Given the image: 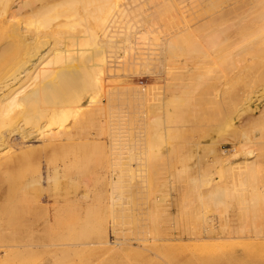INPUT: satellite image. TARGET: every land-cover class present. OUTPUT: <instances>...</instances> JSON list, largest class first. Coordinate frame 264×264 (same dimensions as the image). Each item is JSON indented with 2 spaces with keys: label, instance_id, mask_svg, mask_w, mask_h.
I'll return each instance as SVG.
<instances>
[{
  "label": "rangeland",
  "instance_id": "1",
  "mask_svg": "<svg viewBox=\"0 0 264 264\" xmlns=\"http://www.w3.org/2000/svg\"><path fill=\"white\" fill-rule=\"evenodd\" d=\"M167 1L146 0L145 3L139 6L143 7L141 10L135 11L132 14L125 16V20L120 24V43L118 44L119 48H117L119 57L116 56L119 59V63L117 62L116 57L110 59H113V61L117 62L118 68H116L111 73H116V75L118 76L116 78H106V81L108 82V84H110L109 82L112 79H116V84H118L121 88L128 86V88L130 89H125L123 92L119 91V93H117L113 99V104L110 106H106V109L103 112L104 114H102L103 118L100 117V123L102 122L100 125V127L102 128L100 129L102 131L101 133L103 147L100 150H95L93 148L94 146L91 145L93 147L89 146V149L84 148L86 151L84 150L83 152L82 150L83 154L81 155V150H76L77 148L74 149L73 146H66L65 148H63L66 149L63 152L62 147L47 149L45 148V144L43 145V143H37L33 145L36 147H33L34 152L32 151L28 153L27 156L24 155V160L23 162H19L20 165L17 164L18 167L17 165L9 168L6 167V170L4 169V172L0 171V245L14 243V241L17 242L18 240L28 236V234L32 231L36 232L38 237H35L39 238L38 240L41 244L47 245L48 243L47 247L41 246L42 248L40 247L35 252L30 253H25V249H23V253L22 249L14 248L11 250L10 258L8 257L7 260L1 262L0 264H242V261H244L243 253L245 252V247L243 245V242L241 240L229 239L232 236L237 235V230L240 229L242 225H244L245 215L242 212L243 210H237V208H239V204L230 201L231 208L227 209L228 212L227 214H225L224 210L226 206H221L220 209H217L214 198L212 196L218 191H227L228 189V191H230V194H233V192L235 193L236 189L240 188L234 181L232 172H230L229 168H227L230 166H228L227 160L225 158L228 157L227 159H229V157H231L229 155H232V151L234 149L232 143L236 140V138L238 139L242 132L245 130V128L243 129V127L249 125L250 122H252L249 120L250 117L247 116L245 117L246 120L245 118L240 120L244 121V126L242 122L238 121L236 123V128L242 130V132L238 129H235L238 132L233 130L235 132L234 133L233 131H231L232 129H229L228 120L230 118L229 115L231 114L232 94L229 90L228 93L226 89L229 88L225 87H227L226 83L230 74L229 70L231 68V65L229 64L230 62H228V59L225 60V56L220 55V52L222 50V54L226 55L225 53H227V51H229L230 47L232 46L231 42L220 43L215 38L214 41L216 40L217 43L219 42L218 44H216L215 42L212 43L213 45L208 44L206 46V44L204 43L203 46H205L206 48H202L201 46L196 44L194 48L196 51L192 50L194 47L193 44L195 43L191 42L190 45L192 49L190 48V46L188 48L189 50L191 49L192 52L188 51V53L191 55L194 53L193 55H195V57H192L197 59V62H199V58L197 57L201 54H204V56L207 55V57L205 58H208L209 56V60L207 59V61L205 58L202 60L200 59L199 64L204 61L201 63L203 67L198 66L196 70H193L192 67L194 65V62L192 60L191 63L186 59L184 60V58H180L181 62L184 60L188 63H191H183L184 66H187L186 71L189 70V74L186 71H182L185 70L184 66L183 68H181L183 64L179 67L178 65H175L176 61H174L173 66H175V68L177 67V70L174 71V78H176L177 80L175 81V83L177 82L176 85L181 83L182 81H186L188 77L190 78L188 80L193 79V82L196 83V75L204 78L203 85L199 87L201 88L199 89V91L197 89V93L196 90L194 92L191 91V93L187 92V96H183L184 98L187 97L186 100L182 97V100L179 101V104L177 105L179 109H177V112H175L173 114L174 116H172L174 117V123H169V125L173 124L178 125L179 128L182 127V130L165 133L168 137H166L165 134H162V139H158L160 140V142L158 143V141L152 140L154 142L150 146H146V144L147 142L148 144L151 143H149V141H151V138H146L143 142H141L140 148L137 147L134 151L132 149V152L131 150H126V148L128 147H125L124 151L123 149L120 150L121 145L119 144L128 142L131 132L134 131L135 128L141 126V121L143 120H141V118L139 117L140 113L147 110L145 101H140L138 95H140V92L150 87L152 89H157L163 95L164 93L166 94L167 70L169 67V63L165 61L163 62L164 64L161 62H157L158 64L155 63L157 67H154V65H145L143 68H141L139 65L131 63V60L127 59V57L129 55H137V52H145L142 49L147 46L143 45L142 43L148 42L144 39L146 36V32L150 34V38L156 37V39H159L161 41L165 36L164 34L169 31L168 29L172 28L171 22L173 27L176 25H181L180 27H182V21H186V19L188 18V22L190 21L189 23L192 22L193 24V21L196 22L195 19H197V13L199 12L201 5L205 6L207 4V7L209 5H212V9L210 8L211 10L209 8H206L208 12H211L227 0H216L218 3L217 5L215 4L216 1L214 2V0H208L209 2H206V0H201L202 2L200 0H175V2L171 0ZM124 2L125 0H119V6H121V4H123ZM141 2L142 0H138V3ZM147 5H156L157 7H155V13L149 20L150 23L145 25L141 21L143 20L144 16L151 13V11H146L147 8L145 6ZM196 7H198V9ZM183 9L184 12H182ZM190 9H195L193 10L194 12H196L195 15L193 14V11H190ZM183 13L185 15H183ZM190 13L191 16L189 15ZM188 15L190 16V18ZM180 18L181 21H179ZM214 22L215 21L211 23L212 25H208L210 26L209 29L208 26L206 27L207 29H203V32L208 33V30H210L211 27H213V31H215V29H218V27H220V24H222L221 21H219L217 24L216 22ZM169 24L171 27L167 26ZM215 24L217 28H215ZM136 31L141 32L137 34L136 37L141 43V45H139L138 47L142 49L130 50L128 48L129 43L124 41L125 33ZM261 36H263V34H261ZM193 37H191L187 42L182 40V42L180 43L184 44L186 42L184 45L186 46L187 44L188 46V43H190V41L195 42L192 39ZM208 48L210 50L209 52L206 51L208 50ZM214 49H218L217 52L220 53H218L219 56ZM130 52L135 53L131 54ZM214 52L216 53L215 55L213 54ZM262 53L260 52L259 54ZM196 54L198 56H196ZM212 55L214 56L213 58ZM221 56L222 58H220ZM258 56H260V58L262 59L264 57V54ZM260 58L257 62L259 64ZM195 59L194 61H196ZM223 59L224 61H221ZM211 61H213V64ZM219 61L221 63H219ZM138 62H140V60ZM254 62L256 63V61ZM215 63H217L218 65ZM257 63L252 65L260 66ZM204 66L208 70H206ZM153 67L156 69H154ZM189 67H191L192 70ZM208 67H214V70L211 71H214L215 73H212ZM200 68H204V71ZM227 68L228 70H226ZM256 69H258L257 66ZM193 71H197L196 73L194 72V75L196 74L195 76L192 74ZM206 71L209 75L211 74V77L209 75L207 76ZM184 74H186V76H183ZM226 75H228L227 78ZM249 75L250 74H248L247 77L245 76V78H243L242 83L244 81L247 82V78H252V76ZM215 78L217 79L215 80ZM208 79L212 81L210 82ZM239 83L235 84L236 86L233 90L238 91L242 88L241 82ZM206 85H208L209 87ZM224 92H227L226 95ZM104 98L105 97L102 98V101L103 103L105 102V104H107V99ZM205 98H207V100ZM216 98L218 100H216ZM183 103L187 104L182 105ZM192 103L195 105L193 106ZM182 106L187 107H185L184 110ZM194 108L195 110L192 111L191 109ZM186 109L189 111H186ZM69 113L72 114L71 111H69ZM73 115L74 114H72L71 117V115L69 114L68 117L71 118L72 121L71 122L69 119L68 120L70 122L67 121L68 130L71 132H69L68 135L71 134L69 137L76 139V132H72V130L75 131V129H73V127L69 128L73 125L75 126V124H72L75 123V121L73 120V117L75 118V116ZM259 115L260 114L256 112H254V114L252 115L250 114L252 120H254L255 117V119H257ZM211 116L213 119L211 118ZM89 117H79L77 119L75 118V120H77L78 122H76V125H81L79 127L75 126V128L77 127L76 131L81 127L77 132L79 138L82 135V137H85L88 132L91 134H95L97 132V130H95V125L100 123H97V120H93L92 117V119L90 120ZM92 121H94L95 125ZM138 123L140 124L138 125ZM238 123H241L242 126L239 124V127H237ZM193 125L198 126L199 132L196 131L197 133L194 132L193 134V131H190L191 126V129H193ZM213 126L216 130L214 129L212 131V128H214ZM217 126L218 129L222 131H218ZM57 127L58 126L54 125V130L57 129ZM115 130L117 131V134L113 135L112 132ZM80 131L82 133H85L78 134L80 133ZM240 132L241 134L239 135ZM89 133L87 134V136L91 135ZM173 133L178 134L175 135ZM205 133L208 136H206ZM216 133L218 134V136ZM73 135L74 137H72ZM142 135L146 136L145 134ZM170 135L175 136L171 137ZM113 137H115L114 141H112ZM200 140H202V142H200ZM113 142H115V144L117 145L116 147L112 145ZM155 142H157L158 144L156 145ZM193 142L198 144L200 142V144L203 145H201L203 150L202 148H198L199 151L196 150V145L198 144H194ZM174 144L177 146H174ZM70 147H72V151L69 150ZM172 148H174V151H180H178V153L177 151L174 152ZM73 149L75 150V152ZM164 149L165 151H163ZM76 151H78V153ZM97 151H99V153H97ZM138 151L140 152L138 153ZM72 152L75 153L76 158H78L79 156V161L73 158L74 155L72 154L74 153ZM70 153H72L71 158ZM41 154L43 158H41ZM43 154H45V156ZM67 154L69 155V159L67 158ZM124 156L128 157L130 161L133 160V158L134 160L131 161L132 163L130 161L128 163L129 159ZM161 156H164L165 160L164 157L163 159L160 158ZM80 157H82L83 161ZM71 159H74L76 163H80V166H62V161L64 162L66 160L65 162H67ZM126 159L128 160L126 161ZM136 160L138 161L135 162ZM221 160H223V162H226L227 165ZM81 161L83 162V165ZM242 161L243 160H241L240 162ZM86 162L87 164H85ZM174 162L176 163L174 164ZM215 162H222L223 164H217ZM218 165H220V168ZM135 167L138 168V170ZM138 173L141 175H139ZM230 181H234L232 182V185ZM138 183L143 185H139ZM234 183H236V186L234 185ZM234 186L235 191L233 189ZM158 190H160V192ZM114 197L116 199L113 202ZM235 198V201H237V197ZM160 199L162 202L160 201ZM232 200H234L233 196ZM236 205H238V207ZM155 207L158 208V210ZM159 208L161 209L159 210ZM161 213H163L164 215ZM204 215L210 217L212 216L213 218L216 215L221 217L218 221V217L216 216L214 218V220H216L214 221V224L216 225L219 232L223 234L224 238L227 237L226 239L220 242L210 240H189L187 242L188 239H186L184 242H182V244L181 242L177 241L179 244L174 243L176 245L173 246H167L169 242L164 243L160 241L161 239H166L170 236L178 237L179 234H181V232L185 230V228L186 231L190 227L191 228L189 230H193L194 228H196V225L199 224L198 221H200L204 217ZM167 218H169V222ZM46 221L48 223L50 222L51 224L47 226L48 223ZM45 223H47L46 226ZM201 223L202 221L200 222V224ZM106 231L113 232L111 235V241L115 242L117 238H121L125 241L132 242L134 246L131 250H126L127 252H124L123 254L115 251L117 249L115 246L114 249H111L112 251H109V248L107 249L106 247L102 248V246H85L84 248L80 247L77 253L75 250V253H73L68 252V250L65 249L68 248L69 244H80V241H82V243H86L87 241L91 242V240H96ZM44 241L47 243H45ZM141 243L142 246H145V244L151 245H146L145 248H138V245ZM153 243L156 246L151 247ZM6 255L5 252L0 251L1 258H4ZM236 255H238L236 261L233 260L234 262H231L232 257ZM192 258H194V260L189 261L192 260ZM241 258H243V260ZM239 259L240 261H238ZM186 261H188V263Z\"/></svg>",
  "mask_w": 264,
  "mask_h": 264
},
{
  "label": "bare ground",
  "instance_id": "2",
  "mask_svg": "<svg viewBox=\"0 0 264 264\" xmlns=\"http://www.w3.org/2000/svg\"><path fill=\"white\" fill-rule=\"evenodd\" d=\"M145 1L146 0H142L141 3H138V0H125V2L121 4V6H119V0H0V171L1 172H4V169L6 170V167L7 168L14 167L17 164L20 165L19 162H23L24 160L23 156L24 155L27 156L28 153L32 152L33 147H35L33 145L37 143H41V144L43 143V145L45 144V148L47 149L48 148L53 149L59 147L60 148L62 147L63 149L66 146H73L74 149L77 148L76 150L78 149L79 151L81 150V155L83 154L82 150L84 152L85 150L84 148L89 149L88 147L91 145L94 146L91 147H93L95 150H100L103 147L102 133H101L102 131L100 129L102 128L100 127L102 122L100 123V117L103 118L102 114H104L103 112L105 111L106 106H110L113 104V99L115 95L119 93V91L123 92L125 89L128 90L130 89L128 88V86L121 88L118 84H116L115 81L116 79H112L109 82L110 84H108V82L106 81V78H116L118 76L116 75V73H111V72L114 71L116 68H118L117 62L119 59L117 57H119L118 55L119 52H117V48H119L118 44L120 43L119 41L120 24L123 23V21L125 20V16L132 14L135 11L141 10L143 7H139V6L145 3ZM171 1L175 2V0H171ZM207 1L208 0H206V2ZM215 1L216 0H214V2ZM217 1L215 3L216 5L218 4ZM205 6L201 5L199 12L197 13V17H196L197 19H195L196 22L193 21V24L192 22L189 23L190 22V21L188 22L189 19L188 18L186 19L183 16L185 15L184 13L182 16L186 19V21H182L183 22L182 27H180L181 25L180 26L176 25L173 27L172 22L170 20L172 28L168 29L169 31H167V33L164 34L165 36L162 38L161 41L159 39H156V37L150 38V34L146 32L145 33L146 36L144 39L145 41L148 42L142 43L143 45L147 46L143 49L138 47L139 45H141V43L138 41V38L136 37L137 34L141 33L140 31L125 33L124 41L129 43L128 48L130 50L142 49L145 51L143 53L137 52V55L136 54L132 56L129 55L128 56L129 58L127 57V59L131 60V63L139 65L141 68H143L145 65H154L155 67L156 64L160 62L163 63L166 61L169 63L168 64L169 67L167 70L166 94L164 93L163 95L157 89H152L150 87L151 89L150 88L145 89L142 92H140V95H138L140 101H145L147 110L140 113L139 117L141 118V120H143L141 121V126L135 128L134 131L131 132L130 139L128 140V142L119 144L121 145L120 150L123 149L124 151L125 147H128L126 148V150H131L132 152V149L134 151L137 147L140 148L141 142H143L146 138L147 139L151 138V141H149V143L150 142L151 143L148 144L147 142L146 144V146L147 145L150 146L155 140L158 141L159 143L160 140L158 139L159 138L162 139L161 138L162 134L169 133L172 131L176 132L178 130H182V127L179 128L178 125H173V124L169 125V123L170 124L171 122L174 123L173 121L174 117L172 116H174L173 114L177 112V109H179L177 105L179 104V101L182 100V97L187 96L186 94L187 92L191 93V91L194 92L196 90L197 93V89L199 91V89H201L199 87L203 85L204 78L201 76H197L196 74H195L196 76L194 75V72L196 73L198 71L197 70V71H193L192 73L195 76L197 83L193 82L192 78H191L192 80H188L190 79L188 77V79L186 78L187 79L186 81H182L181 83L176 85L177 82L175 83V81L177 80L176 78H174V71L177 70L176 69L177 67L175 68V66H173L174 61H176L175 65L176 66L178 65L180 67L184 62H186L184 61L185 59L188 62H191L192 60L194 62L192 69L196 70L198 66L201 67L202 66L201 63L204 62L202 61L199 64L200 59L201 60L204 59L205 57H207V55L204 56V54L200 53L201 55L198 56L196 54V56H198L197 58H199V62H197V59L194 58L195 57V55H193L194 53L192 55L188 53V51H191L192 49L190 45L191 42L195 43L193 44L194 47L192 50H195L194 48L196 44L201 46L202 48L205 47L203 46L204 43L206 44V46L208 44L213 45L212 43L216 42V40L214 41L215 38L220 43L231 42L232 46L230 47L229 51L225 53L226 51L224 50L225 51L224 53L226 55L222 54V50L220 54L219 52H217L218 49L216 50L214 49L217 52V54L219 53L220 55L225 56L226 59L225 58L224 59L225 60L228 59L229 60L228 62H230L229 64L231 65V68L229 70L230 74L229 76L226 75V78L228 76V79L226 83L227 87H225V88H229L226 90L227 92L228 90L231 91L230 93L232 94L231 114L229 115L230 117L228 120L229 124L228 123L227 124L229 125V129H232L231 131H233L235 129H238L236 128V123L238 121L243 123L244 121H240V120L244 119L247 116L250 117V119L249 118L248 119L252 122H250V124L248 123L249 125L243 127V129L245 128L243 132L242 130L238 129L239 131L242 132V134L240 132L239 133V135L241 134L240 137L238 139L236 138V140L232 143L234 149L232 151V155L231 154L229 155L231 157H229V159H227L228 157L225 158L227 160L228 166H230L227 168H229L230 172H232V177L234 181L237 183L238 187L240 188L236 189L235 191L234 188L236 186L235 185L236 183H234L235 186L233 187V189L235 193L233 192V194H230V191H228L229 190L228 189L227 191L226 190L218 191L212 196L214 198V202L217 209H220L221 206L222 207L226 206L224 210L225 214H227L228 212L227 209L231 208L230 201L239 204V208H237V210L238 209L243 210L242 212L245 215L244 225L241 224L242 227H240V229L237 230V235L229 238L233 240H241L243 242V245L245 247L244 251L246 252V254L245 252L243 253L244 261H242V264H264V57L261 59L260 56H258L264 54L262 53L264 52V33H263L264 32V0H227L226 2L220 4L219 7H217L211 12H208L206 8L212 9V5H209L207 7L206 4ZM145 7L147 8L146 11H151V13L144 16L141 22L147 25L148 23H150L149 20L154 15L155 13L154 10H156L155 7L157 6L147 5ZM196 8L198 9V7ZM195 9H190V11H193ZM182 12H184V9ZM195 13L196 12H194L193 14L195 15ZM189 15L191 16V13ZM217 20L222 22V24L219 23L220 27H218V29H215V31H213V27H211L212 30L211 29L208 30L209 31L208 33L203 32V29H205L213 21L216 22ZM179 21H181V18ZM219 21H217L216 24ZM216 24H215V28H217ZM167 26L171 27L170 24ZM209 27L210 26H208V29ZM261 34H263V36H261ZM191 37H193L192 39L195 42L190 41V43H188V46L187 44L185 46L184 44L187 41H189ZM182 40L186 42L185 43L183 42L184 44L180 43L182 42ZM218 43L216 42V44ZM189 46L191 48L190 50L188 48ZM206 51L209 52L210 51L209 48ZM260 52L262 54H259ZM130 53L134 54L135 52L134 53L130 52ZM138 54L140 57L138 56ZM213 54L215 55L216 53L214 52ZM115 57L117 59V62L113 61V59L110 60L111 58H115ZM213 57L214 56L212 55V58ZM180 58H184V60L181 62ZM220 58H222V56ZM259 58H260V64L257 63ZM194 59L196 61H194ZM205 59L209 60V56L208 58ZM224 59L221 61H224ZM139 60L140 62H138ZM254 61H256V63L259 64L260 66L258 65L253 66L252 64H256ZM188 62L184 64H187ZM211 62L213 64V61ZM219 63L221 62L219 61ZM184 64L182 65L181 68H183ZM185 66H184L185 70H182L183 72H185L187 69V66L186 67ZM256 66L258 67V69H256ZM189 68L191 69V67ZM213 68L212 67L209 68L210 71L214 70ZM201 70L204 71V68ZM206 70L208 69L206 68ZM226 70H228V68ZM186 74H184L183 76H186ZM206 74L207 76L209 75L208 72ZM248 74H250L249 76H252V78L250 79L247 78L249 80L246 79L247 82L244 81L242 83L243 78H245V76L247 77ZM190 75H191V71H190ZM216 79L217 78H215V80ZM239 82H241L242 88L238 91L233 90L234 87L236 86L235 84ZM103 97L107 99L106 100L107 104H105V102L103 103L102 101ZM186 98L183 97V99L185 100ZM205 99L207 100V98ZM216 100L218 99L216 98ZM185 104L183 103L182 105ZM194 105L195 104H193V106ZM185 107H183L184 110ZM68 110L71 111L72 114H74L73 116H75L76 119L79 117L84 118L89 116H90L89 117L90 120L92 118L93 120L96 119L97 123L100 124L96 123L97 125H95L94 121L92 122L96 126L95 130H97V132L96 133L94 132L95 134H91L88 132L91 135L87 136L88 134L87 133L85 137H82L83 136L82 135L79 138L77 132L78 129H80L81 127L78 128L77 131L76 128L81 125L79 124L77 126L76 124L78 122L73 117L75 123L72 124H75V126L77 127L75 128V126L73 125L69 128L73 127V129H75V131H73L72 129L70 130H72V132H76L75 133L76 139L69 137L71 134L68 135L70 131L68 130L67 127L68 124L67 121L68 122L71 121V118L68 117L69 114L72 117V114L69 113ZM191 110L193 111L195 110V108ZM186 111L189 110L186 109ZM254 112L259 113L260 115L257 117V119H255L256 117L254 116L255 118L254 120H252L250 114L252 115L254 114ZM139 124L140 123H138V125ZM239 124L242 126L241 123H238L237 127H239ZM54 125L58 126L57 129L55 130L53 128ZM191 127H190V131H193V134L194 132L197 133L196 131L199 132L197 125H193V129H191ZM214 129L215 127L212 128V131ZM218 131H222V130L218 129ZM84 133L80 131V133L78 134H84ZM112 134L116 135L117 131L116 130L113 131ZM142 134H145L146 136ZM72 137H74V135ZM114 138L115 137H113L112 141L115 140ZM200 142H202V140H200ZM200 142L199 144L193 142L194 144H198L200 146L199 147L198 145H196L197 146L196 150H198V148H202L201 147L202 144H200ZM155 143L156 145L158 144L157 142ZM112 145L115 147L117 146L115 142H113ZM177 145L174 144V146ZM71 148L72 147L69 148L70 151H72ZM173 149L174 148H172V150ZM64 150L66 149H63V152ZM163 151H165V149ZM76 152L78 153V151ZM139 152L140 151H138V153ZM72 153H70V158L72 157L71 156ZM97 153H99V151H97ZM43 155L45 156V154ZM72 155H74L73 158L79 161L78 159L79 154L77 155L78 158H76L75 153ZM68 157L69 155L67 154V158ZM163 157L161 156L160 158L163 159ZM41 158H43L42 154H41ZM80 158L82 160V157ZM129 158H130V154H129ZM128 159H126V161ZM138 160H136L135 162H137ZM241 160L243 161L240 162ZM68 161L65 163L62 161L61 163L63 164L62 166L65 167L80 166V163L78 162L76 163L74 159ZM129 161L130 159L128 160V163ZM221 161L223 162V160ZM222 162H215V163L217 164L226 163V162L223 163ZM175 163L176 162H174V164ZM85 164H87V162ZM218 166L220 168V165ZM136 169L138 170V168ZM232 182L231 185L233 184ZM139 185H143V184H139ZM158 191L160 192V190ZM232 196L234 200H232ZM235 197H237L238 199L237 201H235L236 200ZM115 199L116 198L114 197L113 202ZM236 206L238 207V205ZM156 209L158 210V208ZM160 209L161 208H159V210ZM216 216H214V218ZM217 217L219 221V218L221 217L219 216ZM214 218L212 216L210 217L204 215V217L200 221H198L199 224H197L196 228H194L193 230L192 229L189 230L191 228L190 227L186 231L185 228V230L183 229L184 231H182L181 234H179V236L177 235L178 237L170 236L169 238L161 239L160 241L164 243L169 242L167 246L176 245L174 243L179 244L178 242H181L182 244V242H184L186 239H188L187 242L189 240H194V241L210 240L217 242L223 241L227 237L224 238L223 234L219 232L216 225L214 224L215 223L214 221H216L214 220ZM167 219L169 222V218ZM201 221L202 223L200 224ZM47 223H45V226ZM50 224L51 223L49 222L47 226H49ZM112 233H113L112 231L111 232L106 231L96 240L93 241L91 240V242L87 241L86 243L85 242L82 243V241H80V244L78 243L69 244L68 248L65 247L64 248L67 249L68 252L75 253L74 252L75 250L77 253L80 247L84 248L85 246L86 247L102 246V248L104 247H106L107 249L109 248L108 249L109 251H112L111 249H114L115 246L117 248L115 251H117L120 254H123L124 252H127L128 250L132 249V247L134 246L132 242L125 241L121 238H117L115 242L111 241ZM35 236H37L36 232L32 231L31 233L28 234V236L18 240L17 242L14 241V243L0 245V251L5 252V255L7 254L4 258H1L0 256V263L7 260L8 257L10 258L11 250L14 248L22 249V250L25 249V253L26 252L30 253V252H35L41 246L43 247L48 246V243L45 241L44 242L47 243V245L41 244L40 241L38 240L39 238H37L38 236L37 237ZM146 245L148 244L142 246L141 243L138 245L139 247L138 246L137 247L145 248ZM153 246L156 245H154L153 243L151 247ZM237 256L238 255L233 256L231 262H234L233 260L236 261ZM241 259L243 260V258ZM193 260L194 258H192V260L189 261H193ZM238 261H240V259ZM186 262L188 263V261Z\"/></svg>",
  "mask_w": 264,
  "mask_h": 264
}]
</instances>
